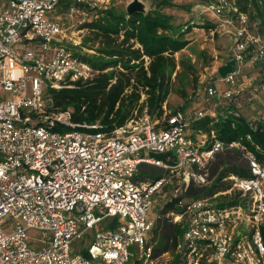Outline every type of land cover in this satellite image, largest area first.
<instances>
[{"label":"built area","instance_id":"built-area-1","mask_svg":"<svg viewBox=\"0 0 264 264\" xmlns=\"http://www.w3.org/2000/svg\"><path fill=\"white\" fill-rule=\"evenodd\" d=\"M113 3L0 0V94L12 95L0 97V264H130L134 258L135 264H264V150L225 142L215 132L194 138L181 111L154 121L144 108L109 130L100 121L75 123L72 109L57 107L54 92L99 73L76 55L75 48L86 50L83 39L68 36L63 16L86 26ZM205 7L236 26L238 72L220 77L221 90L208 84L202 94L210 102L234 101L243 91L237 77L248 65H258L264 86V39L249 15L231 0ZM252 101L242 97L238 107ZM226 151L242 155L250 176H229L226 191L187 205L183 199L175 218L184 229L177 249L157 255L149 236L157 223L147 217L154 198L175 182L209 187V168ZM142 165L166 174L139 178ZM235 193L241 194L238 204L221 206V196ZM8 216L14 219L9 232L1 224ZM106 218L124 223L98 232L88 250L73 255V242ZM30 230L43 232L40 249L29 244ZM135 246L138 258L131 252Z\"/></svg>","mask_w":264,"mask_h":264},{"label":"trees","instance_id":"trees-1","mask_svg":"<svg viewBox=\"0 0 264 264\" xmlns=\"http://www.w3.org/2000/svg\"><path fill=\"white\" fill-rule=\"evenodd\" d=\"M202 1L208 3L213 0ZM231 1L240 12L249 15L251 24L256 25L255 32L264 39V0ZM160 7L176 8L177 5L171 0H163ZM84 28L88 29L89 36L83 40V47L96 50L99 57L91 58L79 47L75 48V53L99 73L92 81L77 82L73 88L53 93L59 110L74 111L75 123L93 124L100 121L112 130L123 126L136 112L140 115L144 108L148 109L154 121H163L167 113L165 105L173 92L188 98L189 85L193 84L195 91L198 89L199 77L195 66L184 59L178 61L176 57L189 46L190 40L186 38V34L193 26L190 25L189 31H186L174 23L173 16L161 9L146 14H123L113 7L98 13L94 22ZM208 28L214 29L215 26L209 25ZM175 76L182 79L180 90L174 86ZM187 106H183L180 111L185 112ZM176 112L178 111L167 114L170 116ZM198 129L206 134L215 132L225 142L241 141L253 151L257 147L264 150V124L257 123L256 129H253L251 122L242 115L235 116L231 113L217 120L208 117L199 122ZM248 136L251 140H248ZM216 158L217 161L212 166L213 183L232 175L250 176L240 153L226 151ZM147 167L142 165L140 171L143 172ZM208 188H199L192 183L182 198L193 199L192 197L205 193ZM228 188L219 189L215 184L209 188V196ZM240 195L235 193L232 196H221V206L238 204ZM163 217L162 214L158 220L156 233L159 224L162 227V221L168 220H163ZM170 222L168 232L161 235V246L155 248L157 255L167 252L173 254L184 233L181 224ZM261 232L264 240V225Z\"/></svg>","mask_w":264,"mask_h":264},{"label":"rangeland","instance_id":"rangeland-1","mask_svg":"<svg viewBox=\"0 0 264 264\" xmlns=\"http://www.w3.org/2000/svg\"><path fill=\"white\" fill-rule=\"evenodd\" d=\"M163 0H114V5L112 8L120 13L127 14L129 7L133 3H137L141 6L144 13L161 9L164 13L174 17V23L181 26L189 33L186 34V38L190 40L189 46L180 54H178L177 60H187L193 66L198 74L199 81L196 91L193 88V84L189 85L188 98L182 96L181 93L173 92L169 97L168 104L166 106L167 113L174 111H180L183 106H187L185 113L189 117V134L194 138L201 135L198 126L199 122L205 118H213L217 120L222 115L231 114L230 112H239L243 117L249 120L252 124H264V86H263V76L261 74L260 68L255 65L246 66L237 77L238 89L243 90L242 94L237 97L234 101L225 100L223 97L220 101L210 102L202 94L201 88L208 84H213L217 86L220 90L223 85L220 80L219 69L226 65L233 59V50H234V40L236 26L225 24L224 20L216 17L215 14L207 10L206 2L202 0H171L174 4L177 5L176 8L170 7H160V4ZM54 15H59V10H57ZM60 15H63L62 13ZM62 23L66 28V33L69 37L77 38L78 35L82 36V39L85 40L89 36L87 28L84 26L74 25V21H71L68 16H63ZM67 17V18H66ZM193 26L192 29L188 30L189 26ZM209 25L215 26L214 29L208 28ZM256 28V25H254ZM80 30H83V33L79 34ZM70 45V43H68ZM93 44V41H92ZM91 44V45H92ZM98 47V45H96ZM86 50L83 52L87 53L91 58H98L99 55L96 50H89L85 47ZM174 86L177 90H180L182 79H177L174 77ZM226 87V85L224 86ZM199 90V91H198ZM238 91V90H237ZM1 98H12V95L0 94ZM242 97L244 99H254L249 104H244L243 107H238L239 102H241ZM242 103H244L242 101ZM182 112V111H181ZM203 113V116H200V113ZM215 114V116H214ZM149 155L154 159L164 158L165 155L160 153H150ZM225 155V154H224ZM238 158V157H237ZM239 159V158H238ZM242 160V159H241ZM217 161V158L213 161L209 168L210 178L214 179L212 166ZM246 163V162H245ZM224 169H226V164H223ZM246 166V164H245ZM166 174L165 170H162L158 167H147L144 168L143 172H138L137 176L139 178L146 177H155L162 178ZM227 178V177H226ZM223 178L220 181H214L209 188L217 184V188L224 189L228 185V181ZM196 186V185H195ZM226 186V187H225ZM191 187L184 185L182 182H175V186H171L169 189H165L162 194H159L154 198L153 205L148 212V219L158 223L159 217L161 214L164 215L165 219L159 224V230L156 233L155 228L150 232V242L155 248L161 246L162 236L164 233L168 232V225L170 221L175 222L176 215L180 214L182 211L181 206L178 205L175 209H165L167 203L171 202L174 198H181L186 195L188 189ZM199 187V186H197ZM204 188L205 187H199ZM209 188L205 193L199 194L197 197L192 198H205L209 196ZM184 204L187 205L190 202L191 198H183ZM14 222V219L11 216L5 218V222H2V226L6 231H11V224ZM124 222H121L119 218L116 220L114 218H106L101 224L97 225L95 228L90 229L82 239L75 240L72 244L74 249L73 255L81 253V251L88 250L92 243L94 242L95 236L98 232L116 228L122 225ZM29 236L31 238L30 245L36 249H40L44 242L43 232L39 230H30ZM131 252L136 255L138 258V251L136 246L131 248ZM130 264H135V258L131 261Z\"/></svg>","mask_w":264,"mask_h":264},{"label":"water","instance_id":"water-1","mask_svg":"<svg viewBox=\"0 0 264 264\" xmlns=\"http://www.w3.org/2000/svg\"><path fill=\"white\" fill-rule=\"evenodd\" d=\"M136 12H141L144 13L143 9L141 8V6L137 3H133L128 10L129 14H133ZM238 69H237V62L236 60L233 58L230 62H228L226 65H224L223 67H221L219 69V75L221 78L225 79L229 74L232 73H237ZM183 198H174L171 202L167 203L165 209H175L178 205H180V203L182 202Z\"/></svg>","mask_w":264,"mask_h":264},{"label":"crops","instance_id":"crops-1","mask_svg":"<svg viewBox=\"0 0 264 264\" xmlns=\"http://www.w3.org/2000/svg\"><path fill=\"white\" fill-rule=\"evenodd\" d=\"M258 67V65H256Z\"/></svg>","mask_w":264,"mask_h":264}]
</instances>
